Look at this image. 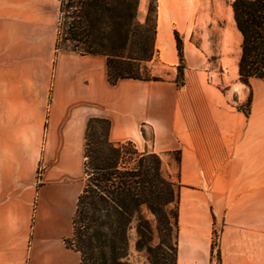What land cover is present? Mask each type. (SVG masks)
<instances>
[{
    "label": "crops",
    "instance_id": "1",
    "mask_svg": "<svg viewBox=\"0 0 264 264\" xmlns=\"http://www.w3.org/2000/svg\"><path fill=\"white\" fill-rule=\"evenodd\" d=\"M149 1L140 0V22ZM60 17L61 0H0V264H80L66 239L91 116L111 120L112 140L148 147L179 173L177 264H210L216 251L221 264H264V80L241 82L237 62L219 77L230 94L210 80L206 53L221 54L227 36L222 30L215 50L202 28L220 13L211 16L207 0H157L149 65L154 75L167 68L168 79L116 85L105 56L58 49ZM176 33L187 64L182 87ZM250 94L247 116L239 106Z\"/></svg>",
    "mask_w": 264,
    "mask_h": 264
},
{
    "label": "trees",
    "instance_id": "2",
    "mask_svg": "<svg viewBox=\"0 0 264 264\" xmlns=\"http://www.w3.org/2000/svg\"><path fill=\"white\" fill-rule=\"evenodd\" d=\"M65 1L61 0V14L64 6L71 11L63 36L59 25L58 49L61 41H68V49L78 54L105 56L110 85L122 79L165 80L154 76L149 65L157 55V0L149 1L144 22L137 17L140 0H67L64 5ZM231 6L240 40L239 79L249 85L252 77L264 80V0H234ZM176 40V82L182 87L187 64L179 33ZM251 99L250 94L239 106L247 116ZM111 128L109 118L88 120L84 186L66 245L80 254V264H135L132 250L148 264H177L179 173L167 172L161 155L148 147L142 150L132 140H112ZM141 130L148 139L145 125ZM173 154L180 164V152Z\"/></svg>",
    "mask_w": 264,
    "mask_h": 264
},
{
    "label": "rangeland",
    "instance_id": "3",
    "mask_svg": "<svg viewBox=\"0 0 264 264\" xmlns=\"http://www.w3.org/2000/svg\"><path fill=\"white\" fill-rule=\"evenodd\" d=\"M67 1V0H66ZM64 2L65 3L67 2ZM234 0H207L208 2V8L210 10V15L213 16V12L220 13L222 16L221 20H218L216 22H211V24L205 28H202V33H208L210 34L209 41L212 48L215 50H219L220 48V33L222 30L226 32V42L225 45H223L221 54L218 53H206V61L205 64L207 65L209 63V70L210 75L209 78L212 80V82L217 83L219 86H222V88L225 90L226 93L230 94L229 89L222 84L219 77L224 73L225 75H232L234 71V66L236 62L238 63V60L240 58L241 52H239V36L235 31L234 28V21H233V14H232V2ZM69 11L65 6L63 7L62 12V18L60 20V31L61 36L64 35L66 26H64L65 21H69L67 18V15L69 14ZM214 26V28L212 27ZM221 28V29H220ZM223 28V29H222ZM203 38L197 37L195 39V42L199 45L200 41H202ZM70 46H72L71 42L68 41H61L60 42V49H68ZM219 58H222L219 59ZM208 61V62H207ZM164 74H153L154 76L161 77L163 79H168V69L164 68L163 71ZM177 78V76H176ZM233 102H235V97H230ZM146 134L148 137V140L151 142L154 131L152 128H145ZM141 148V147H140ZM142 149V148H141ZM168 172V171H167ZM156 242H158V239H156ZM131 259L135 262V264H148L146 258L142 255L137 254L135 251L132 250L131 252Z\"/></svg>",
    "mask_w": 264,
    "mask_h": 264
},
{
    "label": "built area",
    "instance_id": "4",
    "mask_svg": "<svg viewBox=\"0 0 264 264\" xmlns=\"http://www.w3.org/2000/svg\"><path fill=\"white\" fill-rule=\"evenodd\" d=\"M210 264H221L220 263V256H219L217 251L214 252Z\"/></svg>",
    "mask_w": 264,
    "mask_h": 264
}]
</instances>
